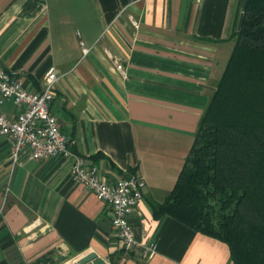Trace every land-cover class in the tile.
Masks as SVG:
<instances>
[{
	"label": "crops",
	"instance_id": "0c3cea01",
	"mask_svg": "<svg viewBox=\"0 0 264 264\" xmlns=\"http://www.w3.org/2000/svg\"><path fill=\"white\" fill-rule=\"evenodd\" d=\"M244 1L0 0V69L38 92L55 67L62 133L104 182L142 177L129 221L136 240L156 245L148 258L125 251L110 209L75 181L68 160L22 157L12 168L10 140L0 136V264H75L89 251L107 264H232L224 242L156 218L150 205L174 185ZM1 111L14 117L19 108L7 101Z\"/></svg>",
	"mask_w": 264,
	"mask_h": 264
},
{
	"label": "trees",
	"instance_id": "16d2710c",
	"mask_svg": "<svg viewBox=\"0 0 264 264\" xmlns=\"http://www.w3.org/2000/svg\"><path fill=\"white\" fill-rule=\"evenodd\" d=\"M230 38L174 185L150 206L156 218L168 215L224 242L232 264H264V0L244 1Z\"/></svg>",
	"mask_w": 264,
	"mask_h": 264
},
{
	"label": "built area",
	"instance_id": "2783aa9c",
	"mask_svg": "<svg viewBox=\"0 0 264 264\" xmlns=\"http://www.w3.org/2000/svg\"><path fill=\"white\" fill-rule=\"evenodd\" d=\"M46 7L45 0H40ZM83 46V42L80 41ZM87 48H83L86 53ZM116 69L125 77L123 65L115 61ZM59 73L50 67L42 77L38 92L27 90L16 75L0 69V136L10 140L8 159L11 167L22 157L43 160L62 157L69 161L70 173L79 184L88 189L111 213V224L116 229L125 251L141 250L148 258L156 251L153 242L143 243L135 239L129 215L142 199L144 180L136 174L121 177L108 184L98 175L97 169L88 165L85 158L73 150L75 139L62 133L59 121L52 110L55 83ZM11 101L19 108L14 117L5 115L1 108Z\"/></svg>",
	"mask_w": 264,
	"mask_h": 264
},
{
	"label": "water",
	"instance_id": "95a60500",
	"mask_svg": "<svg viewBox=\"0 0 264 264\" xmlns=\"http://www.w3.org/2000/svg\"><path fill=\"white\" fill-rule=\"evenodd\" d=\"M75 264H107L101 257L93 251H89L84 255L78 257Z\"/></svg>",
	"mask_w": 264,
	"mask_h": 264
},
{
	"label": "rangeland",
	"instance_id": "374dc122",
	"mask_svg": "<svg viewBox=\"0 0 264 264\" xmlns=\"http://www.w3.org/2000/svg\"><path fill=\"white\" fill-rule=\"evenodd\" d=\"M61 260H63L61 257H60V258L57 257V258L55 259V263H53V264H67V262H68L69 259H67V260H65V261H61Z\"/></svg>",
	"mask_w": 264,
	"mask_h": 264
}]
</instances>
